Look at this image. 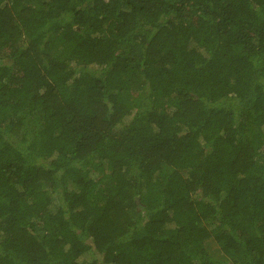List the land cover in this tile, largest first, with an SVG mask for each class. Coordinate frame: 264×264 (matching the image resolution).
<instances>
[{
    "label": "trees",
    "instance_id": "16d2710c",
    "mask_svg": "<svg viewBox=\"0 0 264 264\" xmlns=\"http://www.w3.org/2000/svg\"><path fill=\"white\" fill-rule=\"evenodd\" d=\"M0 264H264V0H0Z\"/></svg>",
    "mask_w": 264,
    "mask_h": 264
},
{
    "label": "rangeland",
    "instance_id": "374dc122",
    "mask_svg": "<svg viewBox=\"0 0 264 264\" xmlns=\"http://www.w3.org/2000/svg\"><path fill=\"white\" fill-rule=\"evenodd\" d=\"M213 245H215V244H213Z\"/></svg>",
    "mask_w": 264,
    "mask_h": 264
}]
</instances>
